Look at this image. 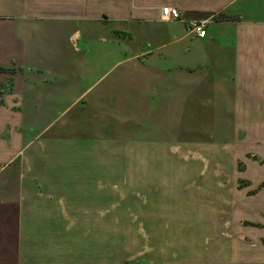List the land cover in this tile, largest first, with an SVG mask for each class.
<instances>
[{
  "label": "crops",
  "instance_id": "0c3cea01",
  "mask_svg": "<svg viewBox=\"0 0 264 264\" xmlns=\"http://www.w3.org/2000/svg\"><path fill=\"white\" fill-rule=\"evenodd\" d=\"M0 67V264H91L100 208L187 206V159L264 126V0H0Z\"/></svg>",
  "mask_w": 264,
  "mask_h": 264
},
{
  "label": "rangeland",
  "instance_id": "374dc122",
  "mask_svg": "<svg viewBox=\"0 0 264 264\" xmlns=\"http://www.w3.org/2000/svg\"><path fill=\"white\" fill-rule=\"evenodd\" d=\"M261 118L244 120L237 140L210 158L187 159L194 172L187 206H139L144 193L154 197L148 190L131 191L130 205L108 214L100 208L96 221L83 223V246L96 251L91 264H264Z\"/></svg>",
  "mask_w": 264,
  "mask_h": 264
},
{
  "label": "built area",
  "instance_id": "2783aa9c",
  "mask_svg": "<svg viewBox=\"0 0 264 264\" xmlns=\"http://www.w3.org/2000/svg\"><path fill=\"white\" fill-rule=\"evenodd\" d=\"M161 19L164 21L175 22L180 20V12L176 8L164 7L160 10ZM189 31L194 33L198 38L205 36L204 23H192L189 26Z\"/></svg>",
  "mask_w": 264,
  "mask_h": 264
},
{
  "label": "trees",
  "instance_id": "16d2710c",
  "mask_svg": "<svg viewBox=\"0 0 264 264\" xmlns=\"http://www.w3.org/2000/svg\"><path fill=\"white\" fill-rule=\"evenodd\" d=\"M7 73L10 74V73H12V71L6 70V69L0 67V75L1 74H7ZM11 87H12V84H10V83L6 86L4 84H1V82H0V95H3V94L10 92Z\"/></svg>",
  "mask_w": 264,
  "mask_h": 264
}]
</instances>
